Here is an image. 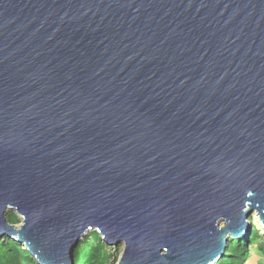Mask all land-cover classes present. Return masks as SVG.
Masks as SVG:
<instances>
[{
    "label": "water",
    "instance_id": "water-1",
    "mask_svg": "<svg viewBox=\"0 0 264 264\" xmlns=\"http://www.w3.org/2000/svg\"><path fill=\"white\" fill-rule=\"evenodd\" d=\"M252 210L264 0H0V236L39 264L88 230L116 264H213Z\"/></svg>",
    "mask_w": 264,
    "mask_h": 264
},
{
    "label": "trees",
    "instance_id": "trees-1",
    "mask_svg": "<svg viewBox=\"0 0 264 264\" xmlns=\"http://www.w3.org/2000/svg\"><path fill=\"white\" fill-rule=\"evenodd\" d=\"M9 223L19 224L18 215L14 211L7 212ZM259 225H253L248 235L231 238L223 251V255L213 264H247L251 250L264 253V235ZM117 245V244H116ZM115 244H108L96 230L89 231V236L82 243L79 241L73 251V264H116ZM115 250V251H114ZM260 250V251H259ZM254 253V252H251ZM258 258L256 261L258 262ZM260 262V260H259ZM0 264H39L24 244L17 239L3 234L0 236Z\"/></svg>",
    "mask_w": 264,
    "mask_h": 264
},
{
    "label": "rangeland",
    "instance_id": "rangeland-1",
    "mask_svg": "<svg viewBox=\"0 0 264 264\" xmlns=\"http://www.w3.org/2000/svg\"><path fill=\"white\" fill-rule=\"evenodd\" d=\"M247 220H248L249 223H252L253 225H259L260 228L263 230L261 232V235L262 236L264 235V228L261 225L259 215L257 214V212L255 210L251 211V213L247 216ZM221 224H223V223H221ZM87 233H89V230L87 231ZM112 244H114V243H111L110 245H112ZM115 246L119 247V250H116V251L114 250L115 254L117 255V260H116V262H117L119 260V257L121 255V253H122L123 243H118L117 245L115 244ZM115 246H114V248H115ZM251 248H253V247H250V254L248 256V259H247L246 263L247 264H264V253L263 252L255 253V251L251 250ZM251 252H254V253H251ZM257 257H259L258 258V262L256 261ZM259 260H260V262H259Z\"/></svg>",
    "mask_w": 264,
    "mask_h": 264
},
{
    "label": "snow or ice",
    "instance_id": "snow-or-ice-1",
    "mask_svg": "<svg viewBox=\"0 0 264 264\" xmlns=\"http://www.w3.org/2000/svg\"><path fill=\"white\" fill-rule=\"evenodd\" d=\"M249 195H252L251 193H249Z\"/></svg>",
    "mask_w": 264,
    "mask_h": 264
},
{
    "label": "bare ground",
    "instance_id": "bare-ground-1",
    "mask_svg": "<svg viewBox=\"0 0 264 264\" xmlns=\"http://www.w3.org/2000/svg\"><path fill=\"white\" fill-rule=\"evenodd\" d=\"M115 244V242H113Z\"/></svg>",
    "mask_w": 264,
    "mask_h": 264
}]
</instances>
